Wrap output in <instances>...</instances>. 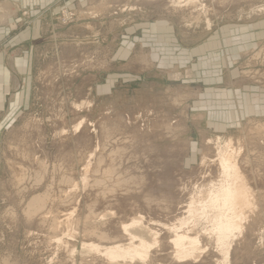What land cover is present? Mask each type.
I'll return each instance as SVG.
<instances>
[{
  "label": "rangeland",
  "instance_id": "obj_1",
  "mask_svg": "<svg viewBox=\"0 0 264 264\" xmlns=\"http://www.w3.org/2000/svg\"><path fill=\"white\" fill-rule=\"evenodd\" d=\"M57 2L59 12L34 43L28 106L0 132V264H108L82 250L83 243L111 240L87 237L84 228L114 238L122 223L142 214L158 221L162 238L150 264H224L205 236L208 223L197 228L209 243L197 263L176 261L164 225L176 218L169 205L187 199L196 183L219 179L218 165L201 167V161L230 139L243 148L240 162L257 207L225 264H264V0ZM154 22L175 27L166 37L179 38V50L168 46L165 63L157 54L126 50L118 60L122 37L130 42L131 34L142 32L135 28ZM72 27L78 29L68 32ZM217 31L219 44L234 50L218 54V63L227 57L230 64L224 71L234 74L228 109L210 108L201 87L186 81L192 57L180 50ZM38 195L46 196L44 207L29 214ZM67 224L73 236L66 235ZM55 237L68 239L76 252L58 246Z\"/></svg>",
  "mask_w": 264,
  "mask_h": 264
},
{
  "label": "bare ground",
  "instance_id": "obj_2",
  "mask_svg": "<svg viewBox=\"0 0 264 264\" xmlns=\"http://www.w3.org/2000/svg\"><path fill=\"white\" fill-rule=\"evenodd\" d=\"M182 1L179 0V3ZM78 126L81 127V124ZM242 149L230 139L223 146L219 145L214 158L204 156L201 167H205L208 162L217 164L219 179H210L204 184L194 183V190L187 199L180 200L176 205L168 206L167 209L176 214V221L174 220L169 225L165 224L164 229L172 233L169 243L174 249L173 253L178 263H197L201 254L208 249L209 243L204 242L202 234L197 230L202 222L209 224L205 236H208L210 242L216 243L219 253L222 255V260L221 262L219 260V263L225 264L228 261L234 241L244 233L251 213L257 207V194L242 169L240 162ZM89 166L86 167L87 171H89ZM206 172L208 171L201 170L202 178L206 177ZM87 179L85 177L84 182ZM45 199V195L35 196L28 204L29 214L42 210ZM161 209L166 211V204L161 206ZM72 213L70 212L69 215ZM70 219L65 218L67 223H70ZM57 222L61 221L57 220ZM157 222L154 219L147 220L143 214L139 215V217L132 218L130 222L122 223L119 235L114 238L104 230L99 231L86 227L83 231L86 232L87 237L89 235L111 240V244L83 243L82 253H95L97 256L103 257L108 264L127 261L133 264L136 262L150 264L151 252L156 246L159 247L162 239L160 231L154 227ZM67 225L68 233L66 235L73 236L72 233L75 232V229L73 227L70 229L69 224ZM55 238L58 246L71 250L72 254L76 252L75 246L71 247L68 239ZM124 238L127 239V242H123Z\"/></svg>",
  "mask_w": 264,
  "mask_h": 264
},
{
  "label": "crops",
  "instance_id": "obj_3",
  "mask_svg": "<svg viewBox=\"0 0 264 264\" xmlns=\"http://www.w3.org/2000/svg\"><path fill=\"white\" fill-rule=\"evenodd\" d=\"M98 1L101 0H69L68 3L73 7H86ZM59 8L57 0H0V132L4 126H10L13 119H17L28 106L34 74L33 62L37 60L33 53L34 43L43 38L47 24L56 17ZM144 25L134 29L142 32L131 34L130 42L124 41L123 33L120 34L121 43L115 51L116 56L120 57H117L118 60H125L123 55L126 51L130 55L138 51V57L140 54H157L159 61L165 63L166 56L170 53L168 46L176 47L175 51L179 50L180 39L174 37L171 40L172 37L170 39L166 37V33L171 36L170 31H176L174 26L166 22ZM241 28L231 27L234 32L236 29L240 31ZM77 29L78 27H72L67 30L74 33ZM233 35L238 36L235 33ZM241 36L249 38V34L244 32ZM222 37L223 35L217 31L205 41L200 39L189 48L182 45L180 48L188 50L192 57L189 66L192 78L186 77V81L197 83L201 87L202 100L214 109H228L234 103V90L231 88L234 74L232 71V75L228 70L224 71L230 69L227 57L226 64L221 61L218 63L222 59L218 54L231 55L234 50L223 47V42L219 44ZM28 45L32 48L31 51ZM179 62L183 64L182 61ZM163 66L164 69L159 70L166 76V66L165 64ZM249 108L263 109L262 106Z\"/></svg>",
  "mask_w": 264,
  "mask_h": 264
}]
</instances>
